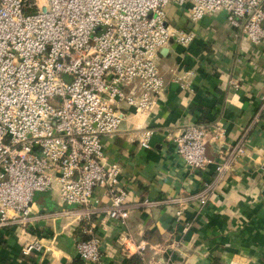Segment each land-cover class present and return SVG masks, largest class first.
I'll use <instances>...</instances> for the list:
<instances>
[{
    "label": "built area",
    "instance_id": "1",
    "mask_svg": "<svg viewBox=\"0 0 264 264\" xmlns=\"http://www.w3.org/2000/svg\"><path fill=\"white\" fill-rule=\"evenodd\" d=\"M169 5L189 23L223 12L251 42H264V0H0V228L26 234L39 220L73 217L83 225L75 254L84 264H105L95 226L101 215V223L126 227L133 206L176 204V224L183 232L190 228L183 205L192 199L207 204L214 184L245 154L248 132L264 114V95L249 126L216 163L212 182L191 196L129 204L122 164L107 160L104 138L132 113L142 121L139 146H151V118L166 88L160 51L172 42L187 50L196 35L170 23ZM195 76L186 68L171 80L190 90ZM213 131L215 138L224 133L219 123ZM209 132L193 123L165 130L175 156L192 172L212 163L205 154ZM35 192H55L60 209L35 211ZM43 239L33 236L21 253H48ZM144 249L140 243L138 251Z\"/></svg>",
    "mask_w": 264,
    "mask_h": 264
},
{
    "label": "crops",
    "instance_id": "2",
    "mask_svg": "<svg viewBox=\"0 0 264 264\" xmlns=\"http://www.w3.org/2000/svg\"><path fill=\"white\" fill-rule=\"evenodd\" d=\"M167 13L172 25L189 27L196 35L187 50L172 42L159 56L166 88L151 118V146H139L142 121L132 113L104 138L107 160L122 164L129 204L191 196L212 182L216 163L249 126L264 95V42H251L223 12L196 23L173 5ZM186 68L196 71L190 90L171 80ZM185 123L209 127L205 154L212 163L205 170L190 171L168 141L166 128ZM217 123L224 133L215 138ZM245 149L208 192L207 204L192 199L183 205L182 218L191 223L185 232L175 222L176 204L133 206L126 227L96 217L105 264H264V114L249 130ZM95 197L102 199L100 189ZM56 199L55 192H35L33 209L58 211ZM34 226L26 234L14 226L0 228V264H84L75 254V242L85 237L75 218H49ZM33 236H43L50 251L23 255L21 247ZM140 243L145 244L142 252Z\"/></svg>",
    "mask_w": 264,
    "mask_h": 264
},
{
    "label": "water",
    "instance_id": "3",
    "mask_svg": "<svg viewBox=\"0 0 264 264\" xmlns=\"http://www.w3.org/2000/svg\"><path fill=\"white\" fill-rule=\"evenodd\" d=\"M167 51H168L167 48H163L160 52H161V54H162V53L165 54V53H167Z\"/></svg>",
    "mask_w": 264,
    "mask_h": 264
}]
</instances>
